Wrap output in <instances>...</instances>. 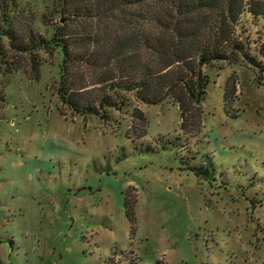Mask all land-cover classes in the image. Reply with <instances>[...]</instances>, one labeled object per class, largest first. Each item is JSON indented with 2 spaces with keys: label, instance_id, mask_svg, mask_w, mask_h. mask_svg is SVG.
Wrapping results in <instances>:
<instances>
[{
  "label": "rangeland",
  "instance_id": "obj_1",
  "mask_svg": "<svg viewBox=\"0 0 264 264\" xmlns=\"http://www.w3.org/2000/svg\"><path fill=\"white\" fill-rule=\"evenodd\" d=\"M18 2L23 29L49 38L61 25L73 56L95 52L56 0ZM237 34L250 57L204 67L187 131L172 99L135 92L120 91L126 107L106 119L75 112L58 92L61 50L17 54L4 39L20 69L0 71V264H264V19L243 17ZM68 69L85 104L117 96L95 84V64Z\"/></svg>",
  "mask_w": 264,
  "mask_h": 264
},
{
  "label": "trees",
  "instance_id": "obj_2",
  "mask_svg": "<svg viewBox=\"0 0 264 264\" xmlns=\"http://www.w3.org/2000/svg\"><path fill=\"white\" fill-rule=\"evenodd\" d=\"M56 8L95 37V52L73 56L69 33L61 25L49 38L36 33L32 23L23 29L16 15L18 0H0V71L2 65L20 69L9 60L4 39L17 54L57 48L63 53L58 92L75 112L106 119L108 108L125 109L120 91L135 92L138 101L149 105L172 99L186 131L189 121L193 119L194 127L203 111L210 83L204 67L250 57L238 28L247 15L264 19V0H56ZM68 61L95 64V84L108 88L116 99L104 93L85 104L79 95L89 90L67 74ZM32 63L30 77L38 79L41 62ZM237 83L229 78L226 105L238 96Z\"/></svg>",
  "mask_w": 264,
  "mask_h": 264
}]
</instances>
